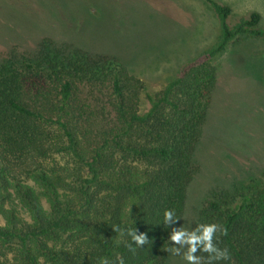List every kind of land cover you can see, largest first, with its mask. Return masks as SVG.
<instances>
[{"label":"trees","instance_id":"obj_1","mask_svg":"<svg viewBox=\"0 0 264 264\" xmlns=\"http://www.w3.org/2000/svg\"><path fill=\"white\" fill-rule=\"evenodd\" d=\"M202 1L220 22L217 42L154 93L115 54L49 36L0 56V200L12 203L0 204V264H170L162 213L182 219L201 169L212 58L230 39L264 38L258 11L229 25V5ZM197 223L227 230L214 243L230 260L213 264H264V203L248 192L215 193ZM128 227L153 243L130 248L116 230Z\"/></svg>","mask_w":264,"mask_h":264},{"label":"rangeland","instance_id":"obj_2","mask_svg":"<svg viewBox=\"0 0 264 264\" xmlns=\"http://www.w3.org/2000/svg\"><path fill=\"white\" fill-rule=\"evenodd\" d=\"M219 1L232 8L229 25L255 10L264 27V0ZM220 33L216 14L202 0H0V56L49 36L115 54L149 93L210 49ZM212 62L217 82L198 152L201 169L180 222L185 228H192L203 202L220 191H246L264 203V38L230 39ZM39 200L45 208V199ZM0 204L12 205L2 194ZM170 258V264H186L181 256Z\"/></svg>","mask_w":264,"mask_h":264},{"label":"clouds","instance_id":"obj_3","mask_svg":"<svg viewBox=\"0 0 264 264\" xmlns=\"http://www.w3.org/2000/svg\"><path fill=\"white\" fill-rule=\"evenodd\" d=\"M181 218L177 217L172 209H165L162 213L163 228L168 229L167 240L169 243V251L173 255L181 256L186 264H201L202 257L197 255L198 252L207 253L208 264L213 262L229 261L230 254L227 248H220L214 243L217 239V234H226L227 230L217 223H197L194 228H185L181 225L176 226V221ZM134 223V221H133ZM121 231V234H126L130 237L132 245L137 247L153 243V240L145 232H137L135 227H128ZM102 264H108L107 260L102 261ZM123 264V260H120Z\"/></svg>","mask_w":264,"mask_h":264}]
</instances>
